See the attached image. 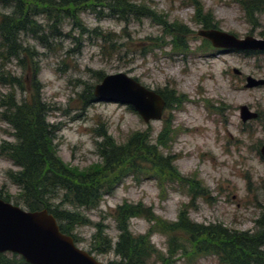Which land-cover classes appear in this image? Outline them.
Masks as SVG:
<instances>
[{
  "label": "rangeland",
  "instance_id": "obj_1",
  "mask_svg": "<svg viewBox=\"0 0 264 264\" xmlns=\"http://www.w3.org/2000/svg\"><path fill=\"white\" fill-rule=\"evenodd\" d=\"M249 1L133 0L153 16L129 14L121 18L106 9L100 15L101 9L81 11L78 24L63 20L57 35L51 34L40 17L37 22L43 30L42 40L21 37L24 48L35 54L39 70L36 81L49 109L47 122L59 129L54 145L64 164L78 170L100 164L102 133L121 146L131 135L149 132L150 145L156 146L170 123L173 135L159 152L172 156L179 175L192 179L207 194L193 197L187 187L169 185L160 191L155 180L141 178L138 183L129 176L111 195L104 196L95 210L69 207L87 221L74 230L76 246L97 261L121 264L113 252L100 255L93 251V237L100 225L103 235L115 246L119 232L113 215L123 204H141L168 223H175L179 213L187 211L189 220L197 225L219 226L237 234L259 232L257 222L264 214V158L260 154L264 144V88L247 90L245 79L264 80V53L216 50L197 35L204 24L211 23L216 30L238 39H261L264 13L249 16L244 8ZM9 13L0 8V14ZM177 41L186 47L174 52L173 42ZM23 68L13 61L0 71V78L22 80L21 90L0 85V98L14 92L21 102L30 94L32 72ZM235 70L240 75L234 74ZM117 74H125L154 92L166 91L167 96L173 92L176 99L182 98V105L165 110L161 121L144 124L128 107L95 99L84 104L89 93L93 96L99 78ZM243 106L257 119L243 124L239 115ZM12 134L0 121V146L14 143ZM16 171L0 156V195L16 197L18 190L7 179L8 172ZM10 204L15 206L14 200ZM151 226L144 219H132L129 232L134 237L146 236ZM150 244L163 257L167 255L164 236L152 234ZM180 257L176 256L175 264H220L212 256ZM7 258L11 259V254ZM148 264L161 263L154 256Z\"/></svg>",
  "mask_w": 264,
  "mask_h": 264
},
{
  "label": "trees",
  "instance_id": "obj_2",
  "mask_svg": "<svg viewBox=\"0 0 264 264\" xmlns=\"http://www.w3.org/2000/svg\"><path fill=\"white\" fill-rule=\"evenodd\" d=\"M263 6V0H251L244 4L249 16L264 13ZM0 8L10 11L9 14H0V71L16 61L19 67L30 70L33 76L31 92L24 100L19 102L14 92L0 98V121L11 128L15 139L14 143L1 144L0 156L18 169L7 174L8 181L17 188L18 194L14 198L0 195L1 200L6 203L14 200L15 206H22L28 212L47 210L57 221L60 232L71 236L77 244L74 230L85 226L87 221L68 208L95 210L102 198L111 195L129 176L138 183L141 178L155 180L160 191H165L167 185L180 186L187 187L193 197L207 196L203 187L199 188L192 179L179 175L173 166L175 159L172 156L164 157L159 152L166 146L168 136L173 135L170 123L162 130L156 146L150 145L149 132L135 133L121 146H116L110 137L106 134L102 136V133L100 136L104 140L98 145L100 164H93L84 170L64 164L54 145L59 129L47 122L49 109L43 103L41 87L36 81L39 70L35 54L30 48H24L21 42V37L25 35L42 40L40 35L43 30L37 22L40 17L45 19L51 34L57 35L63 20L71 19L78 24L77 14L81 11L101 9L100 15L106 9L111 15L121 18L129 14L149 18L153 15L148 8L134 4L133 0H0ZM210 24H204V30H216ZM185 47L182 48L178 41L173 42L174 52ZM0 85L21 90L22 80L13 76L1 77ZM165 92H156L165 101V110L180 108L182 98L176 99L173 92L167 96ZM83 101L88 105L94 98L89 93ZM197 190L199 192L195 193ZM113 217L119 232L115 246L97 225L93 251L100 255L113 252L121 264H148L154 256L161 264H175L178 254L182 259L212 256L220 264H264V214L257 222L259 232L255 235L237 234L219 226L194 224L189 220L187 211H181L175 223H168L159 220L150 208L141 204H123L116 209ZM137 218L152 225L148 235L134 237L129 232V222ZM154 233L166 238L165 257L150 244V236ZM7 255H0V264H26L16 255H11V259Z\"/></svg>",
  "mask_w": 264,
  "mask_h": 264
},
{
  "label": "water",
  "instance_id": "obj_3",
  "mask_svg": "<svg viewBox=\"0 0 264 264\" xmlns=\"http://www.w3.org/2000/svg\"><path fill=\"white\" fill-rule=\"evenodd\" d=\"M197 35L216 50L264 53V36L238 39L218 30H201ZM234 74L240 75L236 70ZM245 83L247 90L264 88V80L247 77ZM93 97L100 103L132 109L144 124L161 121L166 106L160 95L125 74L104 77L94 87ZM239 115L243 124L257 119L244 106ZM260 154L264 158V144ZM4 254L16 255L26 264H104L62 234L47 210L28 212L0 199V255Z\"/></svg>",
  "mask_w": 264,
  "mask_h": 264
}]
</instances>
